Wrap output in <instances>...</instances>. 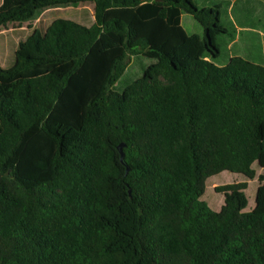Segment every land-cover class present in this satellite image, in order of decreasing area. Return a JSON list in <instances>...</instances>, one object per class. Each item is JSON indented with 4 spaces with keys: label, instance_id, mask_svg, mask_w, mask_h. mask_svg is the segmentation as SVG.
Returning <instances> with one entry per match:
<instances>
[{
    "label": "trees",
    "instance_id": "obj_1",
    "mask_svg": "<svg viewBox=\"0 0 264 264\" xmlns=\"http://www.w3.org/2000/svg\"><path fill=\"white\" fill-rule=\"evenodd\" d=\"M86 3L91 27L57 19L0 64V264H264V65L217 63L223 2L2 0L0 33ZM137 54L153 62L116 92ZM255 164L252 211L247 182L203 200Z\"/></svg>",
    "mask_w": 264,
    "mask_h": 264
},
{
    "label": "rangeland",
    "instance_id": "obj_2",
    "mask_svg": "<svg viewBox=\"0 0 264 264\" xmlns=\"http://www.w3.org/2000/svg\"><path fill=\"white\" fill-rule=\"evenodd\" d=\"M223 2L226 15L223 18L224 24L229 27L230 34L221 35L219 38L222 56L217 61L226 65L231 54H241L244 58L254 59L253 61L264 65V0H198L202 7L210 3ZM2 0H0V5ZM57 19L74 20L84 26L91 27L95 23V6L92 3L81 4L60 9L46 11L35 21L20 25L10 24L7 29L0 33V64L7 68L14 59L15 51L21 41L30 37L36 29H46ZM182 24L189 35L203 34L202 26L191 16L184 13ZM245 27L247 29H242ZM256 30L254 33L253 31ZM236 43H234V41ZM233 41V43L231 42ZM153 61L142 54L130 55L125 74L114 87L116 92L123 90L136 79L143 76L144 71ZM257 171V178L248 179L242 174L223 172L211 177L207 181L208 196L203 200L214 211H220L224 205V195L218 194L216 188L233 183L247 182L249 184L247 197L249 201L246 212L255 208L257 189L259 187V175L263 172L257 164L254 165ZM209 180H211L209 182Z\"/></svg>",
    "mask_w": 264,
    "mask_h": 264
},
{
    "label": "water",
    "instance_id": "obj_3",
    "mask_svg": "<svg viewBox=\"0 0 264 264\" xmlns=\"http://www.w3.org/2000/svg\"><path fill=\"white\" fill-rule=\"evenodd\" d=\"M118 149H119V152H120V154H121V160H122V162L125 164V152H124V149H125V144H121V145H119V147H118ZM129 169V168H128Z\"/></svg>",
    "mask_w": 264,
    "mask_h": 264
},
{
    "label": "crops",
    "instance_id": "obj_4",
    "mask_svg": "<svg viewBox=\"0 0 264 264\" xmlns=\"http://www.w3.org/2000/svg\"><path fill=\"white\" fill-rule=\"evenodd\" d=\"M183 15H184V14H183ZM183 15H182V18H183ZM244 28H245V27H242V28H241V30H239V31H242V29H244ZM245 29H247V28H245ZM253 32L255 33V32H256V30H254ZM200 36H203V34H202V35H200ZM233 41H234V40H233ZM233 41H231V42L233 43ZM234 43H236V41H234ZM234 43H233V44H234ZM236 55L244 57V56H243V55H241V54H237V53H236ZM232 56H234V55H233V54H231V56H230V58H229V60H228V63H229V61H230V59H231V57H232ZM248 60H251V61H253L254 59H250V58H248ZM254 62H255V61H254ZM228 63H227V64H228ZM256 63H258V62H256ZM259 64H260V63H259ZM219 65H221V64L219 63Z\"/></svg>",
    "mask_w": 264,
    "mask_h": 264
}]
</instances>
